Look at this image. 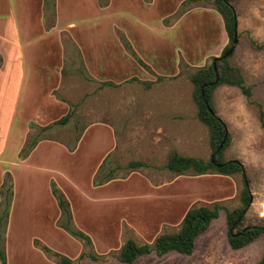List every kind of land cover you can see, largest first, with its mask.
I'll list each match as a JSON object with an SVG mask.
<instances>
[{
    "label": "rangeland",
    "instance_id": "374dc122",
    "mask_svg": "<svg viewBox=\"0 0 264 264\" xmlns=\"http://www.w3.org/2000/svg\"><path fill=\"white\" fill-rule=\"evenodd\" d=\"M231 3L238 40L230 60L252 96L222 85L215 108L231 136L226 156L240 160L249 177L252 198L241 227L264 225L257 106L264 108V48L249 45V38L264 43V0ZM20 10L6 47L20 58L25 80L0 83L7 264H58L56 252L76 264H125L116 256L126 239L150 243L176 231L190 207L215 202L223 208L191 254L151 253L132 264H256L264 234L239 249L228 243L225 209L240 205L242 175L176 174L165 167L172 148L211 154L189 74L229 42L213 0H29ZM31 67L35 78L28 83ZM66 114L65 123H54ZM53 186L69 202L71 226L90 244L59 225Z\"/></svg>",
    "mask_w": 264,
    "mask_h": 264
},
{
    "label": "trees",
    "instance_id": "16d2710c",
    "mask_svg": "<svg viewBox=\"0 0 264 264\" xmlns=\"http://www.w3.org/2000/svg\"><path fill=\"white\" fill-rule=\"evenodd\" d=\"M232 1L213 0L214 7L223 20L224 29L229 40L228 44L222 49L220 55L212 57L209 64L198 67L189 74L196 115L208 130L211 154L207 158H201L181 154L177 149L172 148L167 154L165 167L176 174L201 175L216 173L230 176L239 173L242 175V188L239 193L240 205L232 210L225 209L228 243L232 249H239L264 234V225L241 227L252 198L249 177L240 160L226 156V149L230 145L231 136L225 122L217 114L215 108V93L217 88L222 85L237 87L247 98L252 96V89L246 84L241 68L230 60L233 52L229 56H224L232 45L235 26L238 22ZM249 45L254 49L264 48V43H258L252 38H249ZM257 106L260 123L264 127V108L260 103H257ZM70 115L66 114L54 123L63 124L69 119ZM35 143L36 141L32 140V143L29 142L25 145V154L29 153ZM130 165L137 167L144 164L140 161H132ZM4 183L2 184L3 188L5 187ZM5 192H8L11 196L10 186L5 188ZM52 193L61 212L59 225L71 236L90 244L91 239L85 232L71 226L70 206L64 194L56 186L52 187ZM222 208V205L218 202L212 205L192 206L185 212L176 231L160 233L150 243H137L134 239L128 238L119 248L116 257L121 263L132 264L138 258L151 253L159 256L170 252L189 255L193 252L198 237L208 230L212 221L219 216ZM1 227L2 220L0 217V264H7ZM44 248L48 249L47 247ZM55 255L58 257V264H76L64 254L56 252ZM91 257L97 259L95 255H91ZM256 264H264V255Z\"/></svg>",
    "mask_w": 264,
    "mask_h": 264
},
{
    "label": "crops",
    "instance_id": "0c3cea01",
    "mask_svg": "<svg viewBox=\"0 0 264 264\" xmlns=\"http://www.w3.org/2000/svg\"><path fill=\"white\" fill-rule=\"evenodd\" d=\"M29 0H0V83L8 82L21 84L25 80V69L20 62V58L14 51L6 47L8 29L12 30V21L15 20V15L21 13L20 7L25 6ZM4 9V11H3ZM23 14L26 12L23 10ZM29 15V14H27ZM13 18V19H12ZM9 23V26L7 22ZM14 29V28H13ZM15 30L17 28L15 27ZM8 48V49H7ZM35 78V73L32 70L29 74L27 82L30 83Z\"/></svg>",
    "mask_w": 264,
    "mask_h": 264
},
{
    "label": "water",
    "instance_id": "95a60500",
    "mask_svg": "<svg viewBox=\"0 0 264 264\" xmlns=\"http://www.w3.org/2000/svg\"><path fill=\"white\" fill-rule=\"evenodd\" d=\"M237 25L235 26V31H234V36H233V40H232V45H231V47L229 48V50L224 54V56H229L232 52H233V50H234V48H235V46H236V43H237Z\"/></svg>",
    "mask_w": 264,
    "mask_h": 264
}]
</instances>
